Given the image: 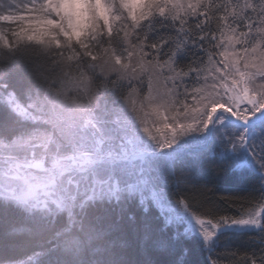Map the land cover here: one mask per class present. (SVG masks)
<instances>
[{"label":"snow or ice","instance_id":"6c2138e0","mask_svg":"<svg viewBox=\"0 0 264 264\" xmlns=\"http://www.w3.org/2000/svg\"><path fill=\"white\" fill-rule=\"evenodd\" d=\"M93 4L81 6L82 33L71 34L59 0H29L20 13L53 21L46 34L0 29V114L33 126L20 139L38 134L47 115L38 90L12 78L22 46L66 63L64 81L94 76L101 57L128 77L127 90L107 81L111 104L76 126L81 147L56 152L68 173L57 208L107 201L111 228L133 237L118 245L126 254L97 249L90 264H223L224 253L231 264H264V0H143L136 12L128 0H102L107 25ZM6 129L0 123V143L14 147ZM248 232L259 251L237 259L226 241Z\"/></svg>","mask_w":264,"mask_h":264},{"label":"trees","instance_id":"16d2710c","mask_svg":"<svg viewBox=\"0 0 264 264\" xmlns=\"http://www.w3.org/2000/svg\"><path fill=\"white\" fill-rule=\"evenodd\" d=\"M13 2L14 0H0V13L12 9ZM10 26L0 24V29L7 31ZM16 56L18 62L10 69L12 78L19 87H31L34 91L38 90L40 110L47 114L46 122L40 125L39 132L49 131L53 124L50 121L53 119L48 109L53 93L71 82V79L73 81L78 78L73 72L70 80L64 81L63 77L69 73L68 65L59 62L50 65L44 58L45 53L37 51L34 45L22 46ZM3 67H7V57L5 53L0 52V68ZM105 67L109 66L105 65ZM106 68L99 61L95 75L87 77L90 80V91L94 98L97 97L98 101L102 100L106 104H111L112 88L107 81L123 83L125 80H119L118 76L109 79L107 75H110V70L106 71ZM54 83L59 86L50 88V85ZM124 86L127 90V83ZM70 95L72 97L70 99L75 102L86 103L83 91H72ZM0 123L7 124L6 134L13 138H19L22 130L31 132L33 127L31 124H26L22 129L6 114H0ZM221 191H227L233 195L249 193V189L246 188H226ZM220 195L217 193V197ZM79 199L76 200L71 212L61 209L43 214L39 209L28 211L13 200L0 197V264H90L94 259L95 250L110 246L113 252L119 255L126 254L127 249H121L118 245L122 239L131 240L133 237L127 228L122 231L111 228L115 219L114 214L108 211L111 205L107 201L97 200L92 203L87 199L81 204L84 205L82 210L81 205L78 204L81 201ZM254 235L255 233L251 232L234 233L226 241L228 245L238 249L237 259L244 252L250 254L252 251H259V241L254 242L250 239ZM128 256L138 258L134 250H129ZM222 260L223 264H231V254L224 253Z\"/></svg>","mask_w":264,"mask_h":264},{"label":"rangeland","instance_id":"374dc122","mask_svg":"<svg viewBox=\"0 0 264 264\" xmlns=\"http://www.w3.org/2000/svg\"><path fill=\"white\" fill-rule=\"evenodd\" d=\"M28 2L29 0H14L12 9L0 13V24H9L11 26L23 24L33 35L46 34L47 26H54V22L47 21V24H45L34 16L21 15L20 13L25 10ZM128 2L131 4L133 12H136L138 7L142 5L143 0H128ZM90 3H92V0H59V11L64 13L71 34L82 33L85 30L83 14L88 9L81 6ZM93 6L100 18L103 19L104 24L107 25L109 17L102 6V0H94ZM100 64L104 68H106L105 65L109 66L105 69L106 71L107 69L110 70V75H107L109 79L118 76L119 80H125L124 82L128 84V77L119 67L113 64L111 58L107 60L100 59ZM80 90L83 91L85 96L86 103L84 104L70 99L72 98L70 95L72 91L78 92ZM90 90L88 77L83 78V80L75 79L72 81L71 79V82L61 86L57 92L53 93V99L48 109L50 117L53 119L50 121L53 123L52 130L38 132L30 140L15 138L17 143L14 147L0 143V157H6L13 162H22L24 164H39L42 162L43 170H50L47 182L40 186L30 185L21 190L17 187V184L20 183L19 180L9 185H0V197L11 199L28 211L39 209L43 214H49L53 211L61 210L57 208L54 201H58L63 195L62 186L68 173L62 167L65 160L62 157H58L56 152L60 151L67 156H71L74 151L78 150L81 145L78 137L74 135L76 126L80 125L81 121L87 122L90 115H100L106 105L105 101H98L97 97L94 98ZM44 122H46L45 118ZM36 143H46L48 147L43 150L38 149L33 154L32 146ZM27 171L41 172L43 174L41 169L36 168H30ZM15 174L13 172V175ZM79 200L81 201L78 204L81 205L87 200V197ZM31 258L33 257L31 256Z\"/></svg>","mask_w":264,"mask_h":264},{"label":"clouds","instance_id":"9594fccd","mask_svg":"<svg viewBox=\"0 0 264 264\" xmlns=\"http://www.w3.org/2000/svg\"><path fill=\"white\" fill-rule=\"evenodd\" d=\"M30 168L41 169V172L27 171ZM13 172L16 174L13 175ZM50 170H43L42 162L39 164H24L22 162H13L9 158L0 157V185H9L19 180L17 187L23 190L30 185H43L48 180Z\"/></svg>","mask_w":264,"mask_h":264}]
</instances>
